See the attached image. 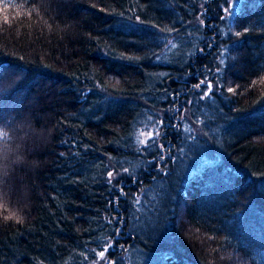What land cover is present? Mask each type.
<instances>
[{
  "label": "trees",
  "instance_id": "obj_1",
  "mask_svg": "<svg viewBox=\"0 0 264 264\" xmlns=\"http://www.w3.org/2000/svg\"><path fill=\"white\" fill-rule=\"evenodd\" d=\"M0 65V264H264V0H0Z\"/></svg>",
  "mask_w": 264,
  "mask_h": 264
},
{
  "label": "snow or ice",
  "instance_id": "obj_2",
  "mask_svg": "<svg viewBox=\"0 0 264 264\" xmlns=\"http://www.w3.org/2000/svg\"><path fill=\"white\" fill-rule=\"evenodd\" d=\"M225 11H228L227 9H225ZM223 19V17H221ZM138 19V18H137ZM201 23H203V21L201 20ZM237 35H240V33H237ZM4 66L3 65H0V69H2ZM201 85H206V90L203 92V96H208L211 94V89H212V84L211 82H207V81H200L198 84H196L194 87L195 88H200ZM228 91L229 92H233L234 89L229 87L228 88ZM182 119V117H181ZM156 123H159L161 125H163V121L162 120H159V121H156ZM153 127H155V125H153ZM160 135V132L157 130L155 132L153 131H148V132H141L139 134V137L137 138V143L138 145H143L144 146V150H148L149 148L153 147V146H156V137H158ZM149 141H151V144H149ZM163 145H159V148L160 149H163ZM154 159H159V160H163L164 159V156L163 155H159L158 157H154ZM123 171L125 172H128L129 170L127 168L123 169ZM107 176L109 178V183H111V178L114 176V173L112 171H109L107 173ZM122 191V190H121ZM136 203H139V201H136ZM5 219H15L17 223L20 222V217L18 216H15V214H12V215H9V216H5L4 217ZM119 230L117 229V232ZM108 251V248L105 247V248H102L101 251H99L97 253V255L103 260L105 259L106 257V252ZM108 264H111V262H108Z\"/></svg>",
  "mask_w": 264,
  "mask_h": 264
},
{
  "label": "rangeland",
  "instance_id": "obj_3",
  "mask_svg": "<svg viewBox=\"0 0 264 264\" xmlns=\"http://www.w3.org/2000/svg\"><path fill=\"white\" fill-rule=\"evenodd\" d=\"M98 261H99L100 264H108V262H111V264L114 263V260H113V262H112V260L109 259V257H108V251L106 252V257H105V259L102 260V259L98 256ZM92 264H94V262H93Z\"/></svg>",
  "mask_w": 264,
  "mask_h": 264
}]
</instances>
